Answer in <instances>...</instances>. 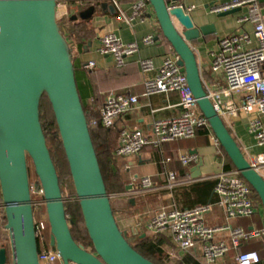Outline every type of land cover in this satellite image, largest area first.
<instances>
[{"label":"water","instance_id":"95a60500","mask_svg":"<svg viewBox=\"0 0 264 264\" xmlns=\"http://www.w3.org/2000/svg\"><path fill=\"white\" fill-rule=\"evenodd\" d=\"M147 1L163 36L180 58L179 66L201 113L235 169L258 195L264 212V179L251 167L215 110L191 46L215 34V25L197 26L183 6H176L179 0H172L171 8L167 0ZM57 6V0H0V190L8 237L7 245L0 226V264H9V250L12 264H40L27 156L39 178L51 229L50 245L60 254L61 264H155L131 246L114 216L70 45L59 27ZM241 10L223 12L219 17ZM94 13L91 7L79 17L88 20ZM44 95L59 129L93 252L78 244L70 230L59 176L40 120ZM201 166L199 163L196 169Z\"/></svg>","mask_w":264,"mask_h":264},{"label":"built area","instance_id":"2783aa9c","mask_svg":"<svg viewBox=\"0 0 264 264\" xmlns=\"http://www.w3.org/2000/svg\"><path fill=\"white\" fill-rule=\"evenodd\" d=\"M65 0H57L59 7ZM85 3H94L95 0H81ZM110 3L116 11L119 22L133 27L135 22L144 23L148 8L147 0H135L127 13L122 8V0H101ZM169 7L172 0H167ZM176 6H183L179 4ZM171 8V7H170ZM185 8V7H184ZM236 8H245V13L237 18L238 31L219 39L217 48L211 53L210 71L221 75L225 86L215 87L205 85L206 92L215 110L224 122L229 125L244 118L246 129L255 141L260 152L246 157L251 167L264 179V12L260 0H232L223 4L213 5V13H223ZM195 6L189 8V11ZM186 12L187 9L185 8ZM188 13V12H187ZM57 17L59 14L57 12ZM247 26L252 29L248 30ZM156 38L148 35L141 40L145 46L154 45ZM194 50V49H193ZM139 52V43H125L117 35L108 33L100 38L96 53L101 57H112L117 68H124L127 60ZM180 58L177 55L166 56L157 69L152 59H143L139 62L141 71L148 74L157 70V74L145 82V97L179 93L181 95L180 115L169 119H157L150 126L149 134L139 129L124 128L120 132V144L114 151L117 158H128L140 154L146 146L159 148L164 144L178 140L195 138L200 129L210 132L212 144L217 148V155L222 152L221 144L214 135L207 118L201 113L197 100L194 98L186 75L179 66ZM96 68L91 61L84 65V69L92 71ZM201 70V69H200ZM204 83V82H203ZM95 103V99H91ZM139 104V97L133 95H108L99 108L96 117L92 118L89 126L111 129L116 122L134 111ZM246 117V118H245ZM180 163L185 166L195 165L200 158L197 154L181 155ZM169 162V159L167 160ZM221 161V160H220ZM170 188L175 182L174 173L169 174ZM214 194L227 220L226 225L212 226L206 221L213 204L195 206L190 209L163 208L142 226L138 223L133 227L135 237L143 232L150 236L163 235L169 231L177 250L182 254H192L200 258L203 264H217L224 259L232 249L249 244L257 240H264V226L252 227L245 230L233 227L231 221L254 217L259 209L263 208L253 198L254 191L250 184L235 170L220 172L216 177ZM153 183L150 177L141 179L143 191H150ZM41 193L43 191L41 189ZM128 191L120 196L130 197ZM116 195H110V199ZM35 205V204H33ZM4 204L0 203V224L4 222ZM264 213V212H263ZM40 224L37 234L44 230ZM224 233L228 240L218 237ZM39 252L40 264H57L61 262L58 251L46 244ZM172 256L176 258L173 254ZM236 264H259L261 258L257 251L238 252L235 256ZM70 264H76L70 262Z\"/></svg>","mask_w":264,"mask_h":264},{"label":"crops","instance_id":"0c3cea01","mask_svg":"<svg viewBox=\"0 0 264 264\" xmlns=\"http://www.w3.org/2000/svg\"><path fill=\"white\" fill-rule=\"evenodd\" d=\"M134 1L122 0V8L129 13ZM230 1L232 0H180L179 2V4L184 5L197 26L214 24L216 27L215 34L206 37L205 40L201 39L191 44L197 55L203 82L212 88L224 87L225 83L221 75H215L210 71L211 53L216 50L219 39L238 31V24L236 22V27L228 26L227 16L219 17L221 13H213L211 8L213 5ZM260 3L264 12V0H260ZM192 6H195V9L189 11ZM91 7L95 8L94 15L88 20L81 19L79 17L80 13ZM245 11L246 9L242 8L240 12L236 13L238 14L237 18ZM57 12L59 14L58 20L64 25L68 42L74 51L75 65L77 64L80 71V85L85 101L90 106V114L94 117L95 112L98 113L97 110H99L105 98L110 94L139 97L137 108L119 119L113 127L114 134H117L114 151L120 144V132L122 129H139L147 135L153 121L180 115L182 109L179 106L181 103V95L179 93L151 97L144 96L145 82L153 78L157 74V70L144 74L140 69L139 62L143 59H152L158 69L166 56L176 55L171 45L164 38L154 9L149 3L146 21L144 23L135 22L133 27H128L119 22L113 6L101 0H95L92 4L81 0H65L57 7ZM76 16L78 18L74 19ZM80 21H87L86 26L91 32L90 36L85 34L80 42H77L69 27L71 23ZM247 29L251 30L252 28L247 26ZM108 33L117 35L125 43H139V52L130 57L126 66L122 69L115 66L112 57H101L96 53L100 38ZM217 34L220 36H217ZM148 35L155 36L156 42L154 45L145 46L141 44V40ZM91 61L95 62L96 68L92 71L83 69V65ZM93 98L95 103H91ZM93 109L97 110L94 111ZM225 124L236 139L245 157L253 156L260 152V149L255 145L253 137L249 135L246 129V120L244 118L230 125L226 122ZM114 151L113 169L125 181L126 187L124 192L113 193L112 195H116V197L112 198V200L116 203L117 213L124 224L122 231L127 232L132 239L136 241L138 239V237L133 235V227L138 223L144 226L155 212L163 208L184 210L199 205H206L197 203L200 195L198 196V193H195L196 189L194 190V188L201 184H213L211 192L207 193L208 195L206 194L205 198L207 204H213L211 212L206 216L207 223L212 226H221L228 223L222 209L215 204L217 199L214 194L215 177L222 171L232 172L235 169H233L223 150L219 156L217 155V148L212 144L208 130H198L195 138L190 140H178L164 144L159 148L146 146L140 154L128 158H117L114 156ZM195 151L200 158L199 162L188 167L183 166L179 160L180 156L187 153L192 154ZM168 159L169 162L167 161ZM199 163H202V166L200 169H196ZM170 173H174L176 177L173 188H170ZM145 177H150L152 180L153 187L150 191H143L141 188V179ZM128 187H132V189H128ZM128 191L132 192L130 197L120 196ZM131 201L134 202L131 203ZM128 203H130V207H127ZM255 216L231 221L230 225L241 227L245 230H249L252 227H263L264 213L261 208ZM164 235L161 236L164 237ZM140 236L142 238L155 237L144 232ZM220 239L228 240L229 236L224 233L218 237V240ZM262 246L261 243L252 242L241 245L238 249H232L229 254H231L230 256L233 254L236 256L238 252L250 251L249 249L252 248L253 251H257L260 255L263 252ZM162 249L166 253L170 264L175 259L183 260L189 257L203 264L200 258L192 254H182L178 250L177 252L169 250L165 242L162 245ZM225 258L222 259L223 262L217 264H229L231 257L226 262ZM260 258L261 262L259 264H264V256L260 255Z\"/></svg>","mask_w":264,"mask_h":264},{"label":"trees","instance_id":"16d2710c","mask_svg":"<svg viewBox=\"0 0 264 264\" xmlns=\"http://www.w3.org/2000/svg\"><path fill=\"white\" fill-rule=\"evenodd\" d=\"M148 2V1H147ZM149 3V2H148ZM87 21H80V22H74L70 24L69 30L75 40L77 42H80L81 38H83L86 35L90 36V30L86 26ZM59 27L61 29V32L64 34L66 37L67 41L68 38L65 33L64 25L59 22ZM165 38V37H164ZM166 39V38H165ZM167 41V39H166ZM168 42V41H167ZM169 43V42H168ZM170 44V43H169ZM70 45V44H69ZM171 45V44H170ZM172 47V46H171ZM74 68H75V73H76V80H77V85L79 89V93L82 99L83 107L86 113V117L88 120V123H90L91 119L97 116V112H95L94 117L90 114V106L86 103L84 94L82 92V87L80 85V71L79 67L75 65L74 63ZM84 69V65H83ZM87 71V70H86ZM96 111L97 109H93ZM40 120L41 124L43 127L44 134L47 139V145L51 153V157L53 159V162L55 164V167L57 169V173L59 176V181H60V186L64 198V190H63V174H67V176L70 179L71 185H72V196L76 198V202L73 204H67L65 202V208H66V214L68 216V222L70 226V230L72 233V236L74 240L80 244L83 245L87 250L89 251H94L93 250V245L92 241L88 235V232L85 227L84 219L82 216L80 204L76 195L73 179L70 173L68 161L65 155V151L62 145V141L59 135V129L52 111L51 104L49 102V99L47 95H44L42 100H41V105H40ZM90 127V132L92 136V140L95 146V150L97 153V157L100 163L101 171L103 174V178L106 184L107 192L110 195L113 193H120L125 191V181L122 180V178L116 174V172L113 169V162H114V157H113V151H114V144L117 139V134H114L113 128L111 129H104L101 127ZM54 131V134L51 136V132ZM54 141L56 143V151H54L50 146V142ZM222 148V147H221ZM223 152L225 153L224 149L222 148ZM226 157L228 158L227 154L225 153ZM230 161L233 169H235L234 165L232 164L231 160L228 158ZM27 161L28 163L30 162L33 167L34 164L32 162V159L27 156ZM35 169V168H34ZM236 170V169H235ZM29 171V167H28ZM30 174V171H29ZM36 174V172H35ZM30 176V175H29ZM37 179L39 180L38 176L36 175ZM30 179V177H29ZM30 187H31V196H32V201L35 203L37 197L41 198V201L43 204L41 207H35L33 205L34 209V217H35V226H36V232L39 231L40 224H44V230L42 231L41 234H37V242H38V248L39 252L42 249L43 246V241L42 238L45 237L46 239V244L50 243L49 238L47 237L48 235L50 236L51 234V229H50V224L48 221L47 217V211H46V205L44 204V195L42 194L41 197L35 193V184L30 182ZM211 188H213V184H201L197 185V187L194 188L195 193H198V196L200 195L197 203L198 204H207L206 202V196L211 192ZM254 191V190H253ZM205 193V194H204ZM208 193V194H207ZM207 194V195H206ZM254 194L257 196L259 199L258 195L254 191ZM0 203H3V198L0 190ZM112 203V208L114 211V214L117 210V208L113 204V200L111 199ZM130 203L127 204V207H130ZM4 215H5V210H4ZM7 222L4 216V222L0 224L1 229L4 232V228L6 226ZM3 236L5 239H8L7 233L4 232ZM129 243L131 246L139 252L141 255H143L145 258L150 260L151 262L155 264H170L169 259L166 255V253L162 249V245L165 242V238L162 237L161 235L156 236V237H144L142 238L141 236L138 237L137 241L135 244L131 243L129 238H128ZM263 252L260 254L261 256H264V244H262ZM249 250H253L252 248ZM259 250V249H257ZM259 255V256H260ZM175 264H200L197 260L194 258H184L183 260H177Z\"/></svg>","mask_w":264,"mask_h":264},{"label":"rangeland","instance_id":"374dc122","mask_svg":"<svg viewBox=\"0 0 264 264\" xmlns=\"http://www.w3.org/2000/svg\"><path fill=\"white\" fill-rule=\"evenodd\" d=\"M237 15L238 14H233V15H230V16H227V22H228V26H235L236 27V22H237ZM220 34V33H219ZM219 34H217V36H220ZM70 54H71V57L73 59V62L76 63V59H75V55H74V51L72 49V47L70 46ZM77 65V64H76ZM246 118V117H245ZM51 132V131H50ZM51 136L54 134V131L51 132ZM49 146L54 150L56 151V143L54 141H51ZM28 167H29V171H30V182L31 183H34L35 184V193H37V195L39 197L42 196V193H41V187H40V182L39 180L37 179L36 177V174H35V169L33 167V165L29 162L28 163ZM63 190H64V202H67V204H73L74 202H76V198L74 196H72V185H71V182H70V179L69 177L67 176V174H63ZM253 198L256 199V202L257 203H260V200L257 198V196L254 194L253 195ZM34 206L37 208V207H41V205L43 204V202L41 201V198H38L36 199ZM45 204V202H44ZM114 206L117 208L116 206V203H114ZM261 204V203H260ZM115 218H116V221L119 225V228L121 230H123L124 228V224L121 222V219H120V216L119 214L117 213V210L114 214ZM256 217V216H255ZM257 218V217H256ZM129 225V223H127ZM127 228V227H126ZM164 238L165 239V245L166 247L169 248V250L171 251H174V252H177V246L176 244L174 243V240L172 238V235L169 231H167L166 233H164ZM51 235V234H50ZM49 238V241H50V236L48 235L47 236ZM128 238L130 240L131 243L135 244L136 240L135 239H132L129 235H128ZM264 240H257V241H254V243H261L263 244ZM5 243L8 245V239H6ZM231 254L227 255L226 258H225V262L231 257V260L229 262V264H236L235 263V254H233L232 256H230ZM177 262V259H175L173 262H171V264H175ZM220 262H223L222 260L219 261L218 263ZM9 264H12V258H11V252L9 250ZM57 264H61V262L57 263Z\"/></svg>","mask_w":264,"mask_h":264}]
</instances>
